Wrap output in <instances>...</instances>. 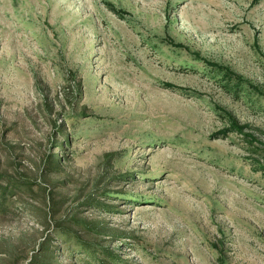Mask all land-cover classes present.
Instances as JSON below:
<instances>
[{"label":"rangeland","instance_id":"rangeland-1","mask_svg":"<svg viewBox=\"0 0 264 264\" xmlns=\"http://www.w3.org/2000/svg\"><path fill=\"white\" fill-rule=\"evenodd\" d=\"M0 175V264H97L48 195L111 264H264V0H0Z\"/></svg>","mask_w":264,"mask_h":264},{"label":"trees","instance_id":"trees-1","mask_svg":"<svg viewBox=\"0 0 264 264\" xmlns=\"http://www.w3.org/2000/svg\"><path fill=\"white\" fill-rule=\"evenodd\" d=\"M215 70L217 67L214 68ZM233 129L237 132H240L243 127L237 125L235 122H232ZM60 132L63 131V127L57 128ZM61 138L65 141V144L69 146L71 144V140L68 135L65 133H61ZM62 161L63 159H58L57 162L50 159L49 165L50 168L55 172H63L62 170ZM0 178L5 180L4 186H0V207L6 205L9 199H13L15 196H28L31 200H36L35 195V185H32L28 181L21 179V180H14V179H7L5 176L0 175ZM46 202L47 213L46 216L43 217L42 224L45 228L52 229L53 234L61 239L64 244H67V248L63 249L62 251H67L70 253L74 252H81L85 254L90 260H95L97 264H111V258L109 255L98 248L93 247L92 244L88 243H81L78 237L74 234L73 229L71 226L67 225V216L61 220H57L56 217L60 215V207L59 201L51 198L48 195ZM27 210H30L33 214H36L40 217V213L34 205L30 203H26L24 205ZM40 214V215H39ZM78 226L83 228L84 230L91 231L89 227L82 225L81 223H76ZM102 230H105V227L101 226ZM52 256H54V251L45 244L42 247L41 251L34 257V260L31 261L30 264H42V262L49 263L52 260ZM102 258V259H101Z\"/></svg>","mask_w":264,"mask_h":264}]
</instances>
